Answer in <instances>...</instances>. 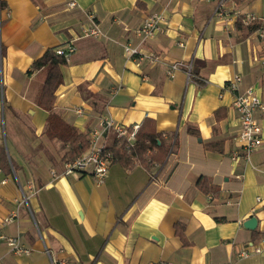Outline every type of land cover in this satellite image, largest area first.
Wrapping results in <instances>:
<instances>
[{
  "label": "crops",
  "instance_id": "obj_1",
  "mask_svg": "<svg viewBox=\"0 0 264 264\" xmlns=\"http://www.w3.org/2000/svg\"><path fill=\"white\" fill-rule=\"evenodd\" d=\"M75 1L0 0V234L31 250L13 255L0 240V264H264V249L237 257L264 237V113L262 143L245 158L228 88L239 76L238 92L251 87L264 103V0H229L224 19L217 0ZM159 12L164 31L140 42ZM93 25L101 35L85 37ZM126 44L157 61L127 59ZM70 47L53 112L87 140L104 116L154 131L168 152L152 173L133 159L114 162L102 185L60 175L67 147L46 134L43 74L31 66ZM174 63L191 65L190 77L184 66L170 77Z\"/></svg>",
  "mask_w": 264,
  "mask_h": 264
},
{
  "label": "built area",
  "instance_id": "obj_2",
  "mask_svg": "<svg viewBox=\"0 0 264 264\" xmlns=\"http://www.w3.org/2000/svg\"><path fill=\"white\" fill-rule=\"evenodd\" d=\"M228 1L229 0H217L215 16L222 19L227 16L225 5ZM66 4L69 9L77 7L75 0H67ZM235 17L245 25H250L258 20L257 16L248 13L242 14L236 12ZM166 25L167 17L162 12L151 14L144 19L136 34L140 42H145L147 39L162 33ZM100 35V31L95 25L89 28L84 34L85 37L92 38H98ZM179 45L182 46L181 43ZM74 51L75 49L70 47L67 51L58 49L55 53L62 57L65 63H67ZM123 51L127 59L136 60L138 62L148 60L150 63H155L157 61L155 55L141 54L137 47H133L130 44L124 45ZM181 66L186 68L187 76L190 77L191 65H183L181 63H174L171 65L169 76L171 77L172 71ZM262 66L264 69V63ZM240 82L241 78L239 76H234L228 83V88L236 92L232 106L237 113L240 126L238 138L241 144V154L243 157L248 158V156L262 143L261 126L256 115L258 113H264V103L251 87L246 88L243 92H238V85ZM116 91L117 89L113 90L112 93ZM138 129V124L125 125L107 116L100 118L97 125L91 128L88 133V149L74 160L64 162L60 175L90 174L97 185H102L108 175L109 168L113 164L114 149L124 148L131 160L135 159V157L131 156V152L136 143ZM147 154H150V151H147ZM232 159H237V155L234 154ZM23 202L26 203L25 196H23ZM15 217L16 214H11L2 219L1 224H10L14 221ZM0 240L5 243L9 252L13 255H29L31 252L30 249L21 244L18 237L0 234ZM263 249L264 237L260 240L259 244H250L245 247L237 254V257L246 258L252 254L258 255L263 252Z\"/></svg>",
  "mask_w": 264,
  "mask_h": 264
},
{
  "label": "trees",
  "instance_id": "obj_3",
  "mask_svg": "<svg viewBox=\"0 0 264 264\" xmlns=\"http://www.w3.org/2000/svg\"><path fill=\"white\" fill-rule=\"evenodd\" d=\"M239 25H241L240 22ZM0 56H4V48L1 44ZM64 64V59L58 56L55 51L47 50L41 58L33 62L31 70H39L43 74L36 104L48 112L46 121L47 136L50 139H57L67 147L63 157L66 162L83 154L88 149L89 144L85 136L80 134L74 127L63 122L53 112L54 92L62 82L59 67ZM154 150L157 151L156 154H151ZM147 151H150V154H147ZM113 152V163L119 162L126 168L131 165V158L124 148L114 149ZM167 152V146L162 141L161 136L155 134L152 130L144 133L142 132V126H139L131 156L135 157L149 173L153 172L154 164L159 163ZM2 162L7 163V158L4 150L0 148V164Z\"/></svg>",
  "mask_w": 264,
  "mask_h": 264
},
{
  "label": "water",
  "instance_id": "obj_4",
  "mask_svg": "<svg viewBox=\"0 0 264 264\" xmlns=\"http://www.w3.org/2000/svg\"><path fill=\"white\" fill-rule=\"evenodd\" d=\"M256 223V219L254 217H251L243 222V227L249 230H253L256 227Z\"/></svg>",
  "mask_w": 264,
  "mask_h": 264
}]
</instances>
